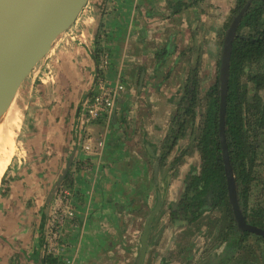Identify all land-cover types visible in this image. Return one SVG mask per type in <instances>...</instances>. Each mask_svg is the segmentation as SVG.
<instances>
[{"label":"crops","instance_id":"0c3cea01","mask_svg":"<svg viewBox=\"0 0 264 264\" xmlns=\"http://www.w3.org/2000/svg\"><path fill=\"white\" fill-rule=\"evenodd\" d=\"M227 1L230 5L235 0L88 1L27 79L18 147L0 186V264L44 262V238L55 201L54 196L49 203L50 197L70 163L59 188L70 190L76 211L65 231L66 254L75 264H128L137 254L139 233L148 227L150 243L154 238L158 243L148 251L147 262L181 258L176 249L180 230L198 226L204 216L189 225L171 219L170 198L177 192L183 195L192 172L176 174L166 164L187 148L183 144L190 136L185 131L164 160L162 153L195 54L200 53L199 77L209 61L217 62V46L208 56L202 36L219 34ZM99 52L109 56L102 79L117 86L116 104L111 115L84 131L105 145L101 154L86 155L80 145L81 112L96 85ZM197 81V92H204ZM67 178L71 185L64 184ZM162 209L168 216L164 233ZM200 240L198 235L194 244ZM211 256L209 264L229 259L233 264L235 255Z\"/></svg>","mask_w":264,"mask_h":264},{"label":"rangeland","instance_id":"374dc122","mask_svg":"<svg viewBox=\"0 0 264 264\" xmlns=\"http://www.w3.org/2000/svg\"><path fill=\"white\" fill-rule=\"evenodd\" d=\"M237 7V0H235L234 2L231 1L230 5L227 1L224 6L225 10H223V13L224 11L227 12V18L224 21L219 34L216 36L208 32L206 34L207 36H202L203 42L205 44H208V56L213 55L212 47L214 48L215 46H217L218 49L217 51H215L217 53V62L212 65V62L209 61L208 67H202V69L200 70L201 76L199 77V74H197V79L201 80L200 85L201 87H204V92L200 93L199 91V97L196 106V116L191 120L189 119L186 125V132L190 137L186 142H184L183 145L187 148L184 149L179 154V156L176 157L174 162H172L171 164H166L168 170L174 171L176 174L183 173L184 169H188V171L190 169L192 172V176H194L197 175L201 170L202 160L201 154L198 149V143H195L192 139H195L196 136L197 139L202 135L203 124L209 110L210 99L208 98V93L215 86V82H217V79H219L224 40L227 31L231 26L230 21L235 16L234 12ZM198 42L199 41H197V43ZM199 64L200 60H198L197 62L195 68L196 70L199 69ZM242 68L244 70L241 73L240 77V87L242 88L243 92L246 90L245 100L247 102L243 105V130L244 137L246 138V142H244L245 148L243 152L249 177H247L248 182L246 185L249 194L247 223L251 226L261 228L264 227V86H259L256 82L250 81V76L264 74V57L252 63H246ZM27 79L20 87L13 102L14 106L20 108V110L23 112L24 117L26 110L25 104H27V96L29 90L27 86ZM23 121L24 119L22 120V124ZM22 124L18 132L17 140L15 142L13 155H15L18 147V140L20 139L19 135ZM10 162L9 164H11ZM186 166L189 167L185 168ZM182 196L183 195L179 196V192H177L174 197L170 198V202L174 204L173 208L179 203ZM160 216V221H162L164 225L161 231L164 233V229H166L164 227L168 225V216L164 209L161 210ZM203 216L204 217L198 224V226L184 228L182 231L180 230L182 228L181 226L174 227L175 229L180 230V244L176 249L180 250L182 259H178L177 257L171 258L168 262L165 261V264H209L210 261L214 259V257L211 255H220L228 250L226 236L229 230L230 222L228 221L229 217L226 216V211L223 213L222 211L218 210L212 212H210L209 210V212ZM198 235H201V240L200 242H196V244H194V241L198 239ZM142 237L143 232L142 234L139 233L137 254L135 250V258L128 259V264L137 263L139 250L142 247ZM167 238H169V234L166 235V239ZM174 238H172L171 241L174 240ZM149 239L150 233L147 238V251L143 264H152L151 260H148L147 262L146 257L148 251L152 248V246L155 245L156 247V244L158 243L156 240L157 238H154L151 243ZM161 239L164 242V237H161ZM157 247L159 248V245H157ZM173 249L172 253L175 252L173 251ZM153 251L154 250H152V252ZM170 251L171 249H168L164 252L166 257L168 256ZM234 255V258L232 259L233 264H264V241H262L259 236L251 233L250 235L246 236L241 247H239V249L235 251ZM192 258L194 261L191 260ZM229 262L230 259L223 264H230Z\"/></svg>","mask_w":264,"mask_h":264},{"label":"trees","instance_id":"16d2710c","mask_svg":"<svg viewBox=\"0 0 264 264\" xmlns=\"http://www.w3.org/2000/svg\"><path fill=\"white\" fill-rule=\"evenodd\" d=\"M248 1L250 6L242 17L232 45L224 126L225 144L235 181L238 206L246 222L248 221L249 194L246 186L248 173L243 152L244 142H246L243 130V105L247 102L245 100L246 90L243 92L240 87V77L244 70L242 67L246 63L249 64L264 57V0H237L238 7L234 12V18L249 3ZM233 19H231V23ZM197 72L198 70L192 68L186 94L180 103L172 133L165 143L162 160L170 155L179 139L184 136L186 119L196 115ZM250 81L256 82L259 86H264V74L250 76ZM208 98L210 99L209 110L198 145L202 160L201 170L188 182L181 200L171 211L173 220H181L188 224L198 220L205 208H214L221 204L228 206L229 210L232 208L220 134V80L210 90ZM68 182L69 179L67 178L64 184L68 185ZM69 184L71 185L70 182ZM250 234V232L239 227L234 214L230 220L226 236L228 250L224 253L225 259L233 256L235 251L241 247L246 236ZM259 238L264 241V237Z\"/></svg>","mask_w":264,"mask_h":264},{"label":"water","instance_id":"95a60500","mask_svg":"<svg viewBox=\"0 0 264 264\" xmlns=\"http://www.w3.org/2000/svg\"><path fill=\"white\" fill-rule=\"evenodd\" d=\"M88 1L0 0V113L10 104H13L24 81L30 77L33 70L46 57L61 35L70 28ZM249 6L250 2L233 19L224 40L219 76L221 83L220 134L230 191L229 196L238 225L243 230L264 237V229L249 225L239 209L224 133L232 45L242 17ZM198 60L199 52L194 56L195 65L193 64V68H196ZM70 165L71 163L54 188L49 203L54 199L64 181ZM149 233L148 227L143 233L142 247L139 250L136 264H143Z\"/></svg>","mask_w":264,"mask_h":264},{"label":"built area","instance_id":"2783aa9c","mask_svg":"<svg viewBox=\"0 0 264 264\" xmlns=\"http://www.w3.org/2000/svg\"><path fill=\"white\" fill-rule=\"evenodd\" d=\"M108 54L99 52L100 60L96 72V85L91 94L85 99L82 106L83 131L80 142L81 150L86 155L101 154L104 149V141L94 142L91 135H85L86 128L93 123L111 115L116 104L117 86L110 87L103 80V73L108 68ZM76 217L75 208L70 201V190L61 188L56 195L52 210L50 212L46 238H45V258L44 264H75L74 260L66 254L68 249L65 231L67 224Z\"/></svg>","mask_w":264,"mask_h":264},{"label":"bare ground","instance_id":"6f19581e","mask_svg":"<svg viewBox=\"0 0 264 264\" xmlns=\"http://www.w3.org/2000/svg\"><path fill=\"white\" fill-rule=\"evenodd\" d=\"M10 105L0 113V183L13 156L15 142L24 119L20 108L14 104Z\"/></svg>","mask_w":264,"mask_h":264},{"label":"flooded vegetation","instance_id":"af4514ba","mask_svg":"<svg viewBox=\"0 0 264 264\" xmlns=\"http://www.w3.org/2000/svg\"><path fill=\"white\" fill-rule=\"evenodd\" d=\"M247 5V4H246ZM245 5V6H246ZM239 14V13H238ZM219 81V79H217V82ZM217 82H215V85L217 84ZM210 92V91H209ZM196 109V108H195ZM177 116V115H176ZM196 116V115H195ZM194 116V117H195ZM207 116V115H206ZM193 118V116H190V117H188L187 119H186V123H187V121L190 119H192ZM205 123V122H204ZM187 125V124H186ZM203 126H204V124H203ZM185 131H186V128H185ZM191 137H192V134H191ZM197 137V136H196ZM196 137H195V139H192L195 143H198V145H199V139H200V137L201 136H199L197 139H196ZM198 149H199V146H198ZM199 152H200V150H199ZM201 154V153H200ZM200 173V172H199ZM198 173V174H199ZM197 174V175H198ZM226 175H227V172H226ZM195 176V175H194ZM193 177V176H192ZM233 177V176H232ZM234 179V178H233ZM191 180V179H190ZM227 184H228V178H227ZM229 189V188H228ZM59 190H60V188H59ZM58 190V191H59ZM57 191V192H58ZM56 195H57V193H56ZM56 195H55V198H56ZM210 210V212H212V211H215V210H218V211H222L223 213L226 211V216L227 217H229V222H230V220L233 218V215H234V210H233V205H232V208H231V210H233V212H231V210H229V208H228V206H226L225 204H221L220 206H218V207H214V208H205V209H203V211H202V213H201V217L203 216V214H204V212L205 211H209ZM201 217L199 218V219H201ZM232 217V218H231ZM172 219V218H171ZM198 219V220H199ZM198 220H196L195 222H197ZM45 255V254H44ZM45 257V256H44ZM45 261H46V258L44 259V262L42 263V264H44L45 263Z\"/></svg>","mask_w":264,"mask_h":264}]
</instances>
